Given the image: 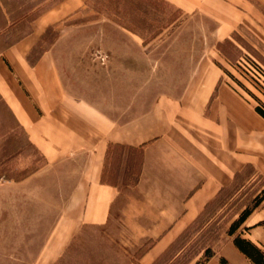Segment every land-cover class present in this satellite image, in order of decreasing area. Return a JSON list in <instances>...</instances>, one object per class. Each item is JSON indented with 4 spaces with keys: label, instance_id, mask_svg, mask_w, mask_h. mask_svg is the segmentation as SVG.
Segmentation results:
<instances>
[{
    "label": "crops",
    "instance_id": "obj_1",
    "mask_svg": "<svg viewBox=\"0 0 264 264\" xmlns=\"http://www.w3.org/2000/svg\"><path fill=\"white\" fill-rule=\"evenodd\" d=\"M165 1L182 11V19L201 14L213 20L216 43L232 38L240 26L258 31L264 26V0ZM85 2L62 0L51 6L32 22L28 34L0 50V103L48 165L65 174L67 191L43 243L26 242L39 239L35 231L0 230L6 238L0 241V264H104L105 253L119 256V247L76 244L94 232L101 235L110 223L120 194L105 177L114 148L142 152L134 189L157 200L152 205L172 207L161 210L149 226L138 225V215H124L140 237L157 239L140 264L156 262L246 165L264 175V118L209 54L196 60L178 96H160L143 113L124 119L122 111L136 109L135 90L132 101L130 89L125 90L128 99L122 101L120 86L122 75L131 76L122 62L131 61L132 54L63 52V44L77 40L61 34L33 55L48 29L70 23ZM108 24L129 35V45L146 49L136 34ZM84 42L80 39L81 46ZM119 157L118 173L131 160L130 155ZM263 220L264 211L246 223L252 227ZM256 228L262 227L251 230ZM248 237L264 245L253 234ZM230 250L232 264H251L234 246ZM207 264H219L218 257Z\"/></svg>",
    "mask_w": 264,
    "mask_h": 264
},
{
    "label": "rangeland",
    "instance_id": "obj_2",
    "mask_svg": "<svg viewBox=\"0 0 264 264\" xmlns=\"http://www.w3.org/2000/svg\"><path fill=\"white\" fill-rule=\"evenodd\" d=\"M61 0H0V10L6 9L28 13L31 16L41 13ZM138 0H86L81 13L70 23L60 28H50L38 44L33 55L50 47L61 36L73 38L77 42L63 44V52L132 54L131 61L122 62L129 69L131 76L122 75L120 79L121 99H128L125 90L130 89L131 101L135 90L136 109L122 111V119L128 115H139L148 105L163 95L178 96L186 85L196 60L209 54L216 65L223 71L224 77L231 85L245 96L255 107L264 106V26L260 30L240 26L232 38L214 42L213 31L216 23L210 18L195 14L182 19V11L175 5L163 0H139L140 6L148 5L150 27H159L176 20L158 36L151 37L152 32L144 31L146 49L139 45H129V35L112 28L111 18L117 16V6L121 9V21L140 23L142 9H138ZM96 8L106 12L98 13ZM181 17V22L176 21ZM105 21V24H98ZM108 22V23H107ZM73 24V28L69 24ZM115 23V22H114ZM176 23V24H175ZM32 24V23H31ZM31 24L24 26L11 38H0V50L15 42V38L29 31ZM67 27V28H66ZM127 30V29H126ZM129 31V30H127ZM130 32V31H129ZM147 32V34H146ZM163 33V34H162ZM135 34V33H133ZM144 37L146 39H144ZM85 39L80 45V39ZM159 40L154 41V39ZM154 41V42H153ZM153 42V43H152ZM224 70L231 73L242 83L240 86ZM122 74L124 70H121ZM125 72V73H126ZM116 83V79H115ZM130 155V168L117 172L119 156ZM143 154L137 149L114 148L108 158L106 180L115 183L120 194L111 208L110 223L88 238L80 239L77 245L103 246L120 248L119 256L112 252L105 253L104 264H140V258L157 239L140 237V230L130 227L124 221V215L132 214L142 219L137 224L149 226L161 215V210L172 207L152 205L154 198L147 197L134 189L140 178ZM124 168V167H123ZM264 191V175L250 165L234 175L231 185L222 189L215 200L210 203L201 216L190 225L187 233L178 237L153 264H195L210 248L216 258L225 256L234 260L230 247L232 238L227 230L240 212L251 200ZM66 177L57 174L55 167L48 165L44 157L28 141L26 134L16 127L0 103V230L19 229L35 231L37 237L26 238V242L43 243L54 217L60 212L65 198ZM264 211V203L250 216L254 219L258 212ZM17 216H24V221H16ZM34 217V221L32 220ZM153 220V221H152ZM248 223V222H247ZM247 223L245 226H247ZM133 224H136L134 222ZM249 231L255 238L264 242V226ZM248 237V235H247ZM1 240H6L2 239ZM31 245V244H30ZM92 256V255H89ZM97 256V255H93ZM101 257V255H99ZM119 257V260L118 258ZM240 264V263H238Z\"/></svg>",
    "mask_w": 264,
    "mask_h": 264
},
{
    "label": "trees",
    "instance_id": "obj_3",
    "mask_svg": "<svg viewBox=\"0 0 264 264\" xmlns=\"http://www.w3.org/2000/svg\"><path fill=\"white\" fill-rule=\"evenodd\" d=\"M62 1V0H61ZM118 1V0H117ZM163 1V0H161ZM139 0L137 1V5H139L137 8L140 10L142 9V6H140ZM148 5L144 6L142 9V13L139 17L141 24L136 23L137 25L133 24L134 26L131 25L130 22L124 23L121 21L120 16L118 14H121V9H119V5L117 6V16L109 18L115 22L116 24L122 26L123 28L129 30L132 33L139 34L143 36V33L140 32L142 31L141 28H143L144 31L152 32L151 39L158 36L163 30H165L167 27H169L175 20H171L165 25H160L159 27H150L149 26V21H151L150 14L157 15L158 9L156 7H153L157 11V13H150V10H147ZM98 10V13H103L105 14L106 12L99 10V8H96ZM41 13H38L37 15L31 16L28 13L20 12V11H12L9 9H6V11H1L0 10V37H13L17 32V30H20L26 21H29L30 24L40 15ZM107 14V13H106ZM160 14V13H158ZM49 30V29H48ZM30 32V29L29 31ZM28 32L17 36L15 41L21 39L23 36L28 34ZM146 32V34H147ZM144 39H146L144 37ZM14 43V42H13ZM12 44V43H11ZM10 44V45H11ZM232 79H234L240 86L243 87L242 83L235 79V77L229 73L228 71L224 70ZM256 112L264 118V106H256L255 107ZM130 163H127L126 168H130ZM215 200V199H214ZM212 203V201L210 202ZM208 203L204 209L210 205ZM264 203V191L261 193L257 194L252 200L251 203L245 206V208L240 212L238 217L232 221L230 224L227 234L232 238V244L233 246L251 263V264H264V245H259L252 241L247 235L249 234V231L257 226H264V220L257 223L256 225L252 227L245 226L247 220L250 218V216L253 214V212L259 208L262 204ZM203 211V212H204ZM201 216V215H200ZM190 227V226H189ZM189 227L181 234L180 237H182L185 233H187ZM179 239V238H178ZM216 254L210 249L206 248L204 251L203 256L201 259H199L195 264H207L209 260H211L213 257H215ZM157 261V260H156ZM218 261L219 264H232L229 259H227L225 256L220 255L218 256Z\"/></svg>",
    "mask_w": 264,
    "mask_h": 264
}]
</instances>
